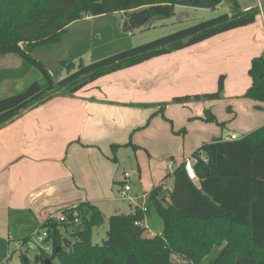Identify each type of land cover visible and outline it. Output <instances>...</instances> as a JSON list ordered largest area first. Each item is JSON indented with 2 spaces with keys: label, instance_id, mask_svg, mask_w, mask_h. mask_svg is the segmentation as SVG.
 <instances>
[{
  "label": "crops",
  "instance_id": "0c3cea01",
  "mask_svg": "<svg viewBox=\"0 0 264 264\" xmlns=\"http://www.w3.org/2000/svg\"><path fill=\"white\" fill-rule=\"evenodd\" d=\"M237 2L243 12L257 9L252 24L104 75L73 95L49 99L0 129V257L5 246L9 249L12 243L30 239L51 216L84 202L98 208L115 188L118 193L122 179L115 166L121 150H133L139 161L145 154L149 174L157 181L169 159L191 155L202 145L226 140L231 134L242 138L264 126V103L242 98L251 85V60L264 52V0ZM223 6L224 13H229L226 2L216 9ZM190 11L209 9L175 6L173 16L179 13L184 18ZM91 18L96 17L79 21ZM171 18L159 26L168 25ZM12 62L13 67L0 69V98L21 91L34 79L32 69L14 77L22 63ZM220 76L224 78L220 100L172 102L175 97L215 92ZM163 104V113H158ZM205 110L226 126L218 130L214 123L203 121ZM182 125L189 137L181 142ZM129 143L137 148L126 146ZM113 145L119 146L114 155ZM199 156L204 159L202 153ZM131 193L149 192L131 184ZM116 198L114 193L111 201L121 202ZM115 214L123 213L116 208L110 216ZM143 223L158 229L148 231L161 232L151 216Z\"/></svg>",
  "mask_w": 264,
  "mask_h": 264
},
{
  "label": "trees",
  "instance_id": "16d2710c",
  "mask_svg": "<svg viewBox=\"0 0 264 264\" xmlns=\"http://www.w3.org/2000/svg\"><path fill=\"white\" fill-rule=\"evenodd\" d=\"M222 2L229 5V13L89 64L62 61L66 75L61 79H54L46 67L31 56L35 48L57 43L70 24L86 17L122 13V28L131 32L153 19L170 18L175 6L214 9ZM257 14V9L243 12L237 0H0V55L14 54L21 59L22 69L14 77H23L33 68L46 83L42 87L33 81L21 91L0 98V126L51 94L63 90L57 96L73 95L104 75L250 25ZM248 76L251 85L242 98L264 103V52L251 60ZM223 90L224 78L220 76L215 92L175 97L172 102L220 100ZM164 106L161 105L157 112L163 113ZM202 120L217 122L209 110L204 111ZM129 145L131 143L126 146ZM111 148L114 155L119 146ZM190 157L195 160L193 169L197 183L188 178L183 164L174 167L171 186L167 188L162 184L147 194L145 212L135 208L128 214H115L105 219L95 205L84 202L71 210L78 213L80 223L77 226L59 224L51 219L45 221L40 228L48 231L47 242L51 243L53 257L59 264H174L172 224L200 220L213 224L210 237L202 234L197 243H186L188 249L180 253L181 256L201 264L215 245L220 250L208 264H264V126L237 140L215 139L202 145ZM112 160L116 161L114 156ZM152 215L162 221L160 235L155 237H149L142 225H136ZM105 222L106 240L102 245H93V228ZM68 226L74 234L73 242L60 234V227ZM63 243L67 250L61 247ZM46 257L41 252L37 260L45 264ZM21 258L26 264L25 256Z\"/></svg>",
  "mask_w": 264,
  "mask_h": 264
},
{
  "label": "rangeland",
  "instance_id": "374dc122",
  "mask_svg": "<svg viewBox=\"0 0 264 264\" xmlns=\"http://www.w3.org/2000/svg\"><path fill=\"white\" fill-rule=\"evenodd\" d=\"M224 12L225 7L223 6L220 9H209V11L206 13L190 11L188 16L184 15V18H181L180 14L178 13L175 16H172V18L170 17L171 20H169V24L163 26L162 28L159 26L160 21L168 20L169 18L153 19L146 26L148 28L143 26L142 28L134 29L131 32H126L122 28V13L97 16L96 18H91L92 20L79 21L70 28L68 27L67 31L61 36L57 43L35 48L31 52V56L40 61L42 64L45 63L47 65L46 69L48 68L51 70L52 74L57 76V79H61L66 75L61 65L62 61L73 62L75 65H78L80 61H82L84 64H89L91 62L116 54L122 50L150 42L166 34L196 24L205 20L203 18L208 19L215 17ZM110 43L111 45H109ZM10 55H13L11 57L14 58L8 59L5 57V55H0V69L13 67L14 63L12 62V59H18V61H21L17 55ZM30 69L33 70V75L30 77L34 79L30 80L26 84L28 85L33 81H37L42 87H45L46 83L44 79L41 78L35 69ZM61 69H63V72L60 76H58ZM36 75L39 76V79L37 80H35ZM7 96L10 95H6L4 97ZM214 124V127H217L218 130H220L221 127L226 126V122H215ZM180 128L181 129L178 132L181 134L182 142L183 138L189 137V130L186 125H182ZM182 134H185V136H182ZM134 154L135 153L133 150L126 149L119 151L117 155L119 163H117V166H115V170L116 168L118 169V175L121 177V179L123 172L129 173L131 176L129 181L133 187L144 192H150L152 188L158 184V182L159 184H163L168 187L172 182V174L169 173L170 170L168 168L169 165H172L174 168L181 165L186 158L190 157V155H185L184 157L169 159L167 163H164L162 177L155 181L149 174L145 154L140 155V161L138 159L136 160V155L134 156ZM114 193L117 197L118 194L116 192V188L110 193L108 197H103L100 201L101 205L98 206L101 213L105 215V219H108V217L116 208L120 209L123 214L130 213V207L126 205V203L111 201ZM151 218H153V220L155 219L158 227L161 226L162 228V221L160 218L155 215H152ZM210 223L211 222L209 221L204 222L200 220H184L174 222L172 224V235L174 237L172 246L175 250V254L172 256L174 259V264H194L181 255L186 252V249H188L186 243H197L199 239L198 236L202 234L207 235L208 238L210 237V231L212 228L211 226H213V224ZM142 226L146 230L145 233L148 232V229L152 231L158 230L157 228H151L148 226V224L145 226V223L143 222ZM106 231V222L100 227L93 228L91 240L92 244L102 245L106 240ZM60 234L70 242H73L75 239L71 226H68V228L60 227ZM208 241H210V239ZM26 242L27 246L23 250L17 248L20 245L17 243H12L9 249L5 246L4 252L0 257V262L3 264H23L21 258L23 255L27 259L26 264H42L41 262H38L37 257L41 252H43L45 255H47L45 259H49L50 264H59L58 259L53 257L52 252L45 250L44 246L36 245L33 243L31 238L27 239ZM61 247L67 250V245L65 243H63ZM219 250L220 248L212 245L210 253L203 257L201 264H208L209 261L214 259ZM176 253L182 254L178 255Z\"/></svg>",
  "mask_w": 264,
  "mask_h": 264
},
{
  "label": "built area",
  "instance_id": "2783aa9c",
  "mask_svg": "<svg viewBox=\"0 0 264 264\" xmlns=\"http://www.w3.org/2000/svg\"><path fill=\"white\" fill-rule=\"evenodd\" d=\"M240 138H237L235 134H231L229 138L226 140H237ZM195 160L191 157H188L184 160L182 163L184 165V169L186 171V174L188 178L193 182L197 183V177L195 175L193 166H194ZM169 173L172 172L173 166L169 165ZM130 174L127 172H123L122 174V181H121V186L118 191L117 195V200L124 202L129 205V207L134 210L135 208H140L143 212L146 211V198L147 194H140V195H133L131 193V185H130ZM169 188V187H167ZM75 208V207H74ZM72 209L64 212L57 213L53 216H51L49 219L52 221H55L59 224H68V225H74L77 226L80 223V220L78 218V213L77 211H71ZM136 225H141V223H136ZM149 237H155L157 235H160V233H155L152 231L147 232ZM47 237H48V231L44 228H38L36 229L31 236V240L33 243H35L38 246H44L45 250L48 252H52V246L51 243L48 241L47 242ZM27 244H20L17 248L23 250L25 249ZM21 247V248H20Z\"/></svg>",
  "mask_w": 264,
  "mask_h": 264
},
{
  "label": "water",
  "instance_id": "95a60500",
  "mask_svg": "<svg viewBox=\"0 0 264 264\" xmlns=\"http://www.w3.org/2000/svg\"><path fill=\"white\" fill-rule=\"evenodd\" d=\"M62 92H63V90L58 91V92H56L55 94H51V95L45 97L44 99L38 101V102L35 103L34 105H32V106H30V107H28V108L22 110V111H21L20 113H18L15 117H13L12 119H10V120H8L7 122H5L4 124H2V125L0 126V128H2V127H4V126L8 125L9 123H11V122L14 121L15 119L21 117L23 114H25V113L28 112L29 110H31V109L37 107V106H38L40 103H42L43 101H45V100H47V99H49V98L55 97V96L61 94ZM44 262H45V264H50L49 259H45Z\"/></svg>",
  "mask_w": 264,
  "mask_h": 264
}]
</instances>
